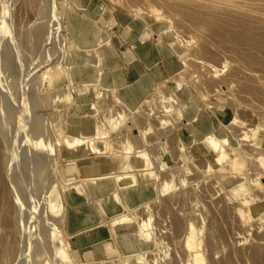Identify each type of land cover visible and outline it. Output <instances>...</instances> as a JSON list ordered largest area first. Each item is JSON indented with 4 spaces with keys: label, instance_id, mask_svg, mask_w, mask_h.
Masks as SVG:
<instances>
[{
    "label": "rangeland",
    "instance_id": "374dc122",
    "mask_svg": "<svg viewBox=\"0 0 264 264\" xmlns=\"http://www.w3.org/2000/svg\"><path fill=\"white\" fill-rule=\"evenodd\" d=\"M199 1L0 0V238L14 245L9 264H129L127 255L134 252L142 264H188L189 221L200 232L205 264H264V217L239 214L237 207H246L229 194L222 180L229 174L202 138L216 128L227 138L225 147L242 151L247 179L259 181L250 186L261 202L250 208L264 216V170L253 161L260 150L264 155V47L238 40L242 30L235 18L243 10L222 0ZM245 1V14L255 16L261 7L263 19L264 0H247L257 7ZM183 4L192 15L186 6L179 12ZM209 8L224 20L218 25L233 27L238 38L197 25ZM87 83L96 86L91 90ZM14 99L22 107L12 105ZM91 100L94 114L88 112ZM119 114L126 115L124 122ZM100 116L117 117L120 125L111 119L120 127L111 134L105 127L80 130L84 121L98 125ZM158 118L166 122L163 128ZM256 125L261 149L251 146L252 137L241 139ZM142 167L150 171L147 178ZM103 177L110 186H98ZM89 186L92 195L83 193ZM96 199L106 210L99 218ZM78 213L88 223L73 228L67 215ZM49 226L62 262L45 259L52 251L45 242ZM147 232L150 242L140 237Z\"/></svg>",
    "mask_w": 264,
    "mask_h": 264
},
{
    "label": "bare ground",
    "instance_id": "6f19581e",
    "mask_svg": "<svg viewBox=\"0 0 264 264\" xmlns=\"http://www.w3.org/2000/svg\"><path fill=\"white\" fill-rule=\"evenodd\" d=\"M161 1V0H160ZM168 1V0H167ZM177 1H179V0H177ZM198 1L199 0H197V3H198ZM202 1V0H201ZM216 1H219V0H209V2L212 4L213 2H216ZM229 2H225V0H222V2H224V5L225 6H232L231 8H234L235 7V9L236 8H238V11H240V10H243V12H244V14H240L239 12H238V16H236V21H237V24H238V26H239V28H241L240 30H242L241 31V33H240V37L238 38L237 36H238V34L236 35V33H234V29H233V27H228L227 25V28L226 27H222V26H219L218 25V21H219V18H221V17H218V15H217V13L215 12V10L217 11V7H218V5H220V4H223V3H220V2H218V3H220V4H218L217 6H215V7H213V9L214 8H216L215 10H211L212 9V7H211V9H210V11L209 10H207L206 12H205V14H202V15H198V17H197V19H196V23H198L197 25L198 26H201V27H203L202 28V30H204L205 29V32H206V30L207 31H209L210 33H212V34H214V35H216V36H220V37H226V38H232V41H233V39H235L234 38V36L233 35H235L237 38H238V40L240 41V43L242 42V43H244V45H245V43H247L248 42V40H251V39H253L254 40V44H253V47H257V49H259L258 47H260V48H263L264 47V17H263V19H261L260 18V14H258L257 12L261 9V7H257V6H255V5H253L252 6V4L255 2H258V0L257 1H254L253 2V0L252 1H249V3H252V4H249L248 3V1L246 0L245 1V4L246 3H248V6L249 5H251L252 7H257L258 8V10H257V12H256V10H253V11H255L256 13H257V15H256V13H255V16H253L252 14L253 13H251V12H253V11H251L250 13H251V15L250 14H248L249 13V11H248V13L247 14H245V11H244V9H246V11L247 10H249V8L247 9V7L246 8H242V5L244 4L243 3V1L242 0H239V3L242 1V5L241 4H239V3H237V4H235V3H233L231 0H228ZM263 1V0H262ZM162 2H163V0H162ZM169 2H171V1H169ZM168 2V3H169ZM186 1H184V3H185ZM189 2V1H188ZM195 2V1H194ZM205 2H206V0H205ZM161 3V2H160ZM164 3H166V2H164ZM167 3V4H168ZM176 3V2H175ZM182 3H183V1H182ZM199 3L201 4V2L199 1ZM202 3H204L203 1H202ZM254 3V4H255ZM259 3V2H258ZM263 3V2H262ZM261 3V4H262ZM170 4V3H169ZM185 4H187V3H185ZM206 4H208L207 2H206ZM205 4V8H207L208 6ZM211 4H209V5H211ZM216 4V3H215ZM1 5V4H0ZM184 5V4H183ZM213 5V4H212ZM211 5V6H212ZM177 6H179V5H177ZM186 5H184V9H182L181 10V8L182 7H179V9L181 10H179V12H183V11H186L185 10V8L187 9V11L188 10H190V8H189V5L188 6H186ZM202 6V5H201ZM204 6V5H203ZM224 6V7H225ZM244 6H247V4L246 5H244ZM220 7H222V8H224L223 6H221L220 5ZM164 8V7H163ZM173 8V7H172ZM231 8H230V10H231ZM242 8V9H241ZM260 8V9H259ZM175 9H178V8H176V6H175ZM200 9L202 10V8L200 7ZM203 9H204V7H203ZM225 9V8H224ZM264 9V8H263ZM168 10V9H167ZM226 11L228 10V9H225ZM224 10V11H225ZM229 10V11H230ZM203 11L204 10H202L201 12L203 13ZM209 11V12H208ZM233 11V10H232ZM172 12V11H171ZM178 12V13H179ZM228 12V11H227ZM231 12V11H230ZM234 12H235V10H234ZM191 13V14H190ZM190 13H187V15L189 14V15H192L193 14V12H191V10H190ZM196 13V15H197V12H195ZM194 13V14H195ZM236 13V12H235ZM259 13H261V12H259ZM262 13H263V11H262ZM261 13V14H262ZM182 14V13H181ZM184 14V13H183ZM228 14H230V13H228ZM177 15V14H176ZM226 15V14H225ZM183 16V15H182ZM220 16H223V15H220ZM230 16H231V14H230ZM230 16H228V15H226V17H230ZM233 16V15H232ZM263 16V15H262ZM193 17V16H192ZM234 17V16H233ZM232 17V18H233ZM189 19V18H188ZM193 20V19H192ZM195 20V19H194ZM193 20V21H194ZM218 20V21H217ZM220 21H222L223 23H224V20H222V18H221V20ZM228 21V20H227ZM48 22V21H47ZM231 23H234V22H232V21H230ZM45 23V22H44ZM43 23V24H44ZM192 23V22H191ZM236 23V22H235ZM49 24V23H48ZM52 24V23H51ZM225 24H230V23H225ZM45 25V24H44ZM50 25V24H49ZM49 25H47L48 27H49ZM230 25H232V24H230ZM43 26V25H42ZM225 26V25H224ZM233 26H234V24H233ZM41 27V26H40ZM50 27H52L51 25H50ZM196 27V26H195ZM42 29H43V27H41ZM54 29H55V27H53ZM238 28V29H239ZM44 29H45V26H44ZM43 29V30H44ZM42 30V32H45V30L43 31ZM49 30V29H48ZM231 30H233V32H231ZM37 31V30H36ZM238 31V30H237ZM46 32H47V30H46ZM45 32V33H46ZM49 32V31H48ZM51 32H52V30H51ZM236 32V31H235ZM239 32V31H238ZM36 33V32H35ZM54 33V32H53ZM97 34L99 33V32H96ZM39 34V30H38V32H37V35ZM48 34H50V32L48 33ZM51 35V34H50ZM53 35V34H52ZM38 36H40V35H38ZM54 36V35H53ZM100 36H101V34H100ZM51 38H52V36H51ZM237 38H236V40H237ZM27 40H28V38H27ZM237 40V41H238ZM225 41H227V40H225ZM230 41H231V39H230ZM28 42V41H27ZM37 42V41H36ZM228 42H229V40H228ZM236 41H234V43H235ZM33 43H35V42H33ZM172 44V47H174L175 46V43H171ZM218 44V43H217ZM237 44H239V42H237ZM248 44H250V42L248 43ZM34 45V44H33ZM174 45V46H173ZM219 46H220V44H218ZM228 45V44H227ZM243 45V44H242ZM243 45V46H244ZM247 45V44H246ZM26 46H29V43H28V45H26ZM240 45H238V47H239ZM232 46H230V48H231ZM247 46H244V48H246ZM227 48V47H226ZM240 48V47H239ZM248 48H249V45H248ZM232 49V48H231ZM235 48H233L232 50H234ZM250 49V48H249ZM240 50V49H239ZM242 50H243V48H242ZM251 51V50H250ZM243 51H241V53H242ZM261 53V52H260ZM242 55V54H241ZM246 55V54H245ZM245 55H244V57H245ZM183 56V55H182ZM181 56V61H183L184 62V60L182 59L183 57ZM204 56V55H203ZM208 56V55H207ZM204 58H205V56H204ZM211 58V57H210ZM253 58V57H252ZM252 58H249V62H251V63H253V61L255 60V59H252ZM247 60V59H246ZM187 62V61H186ZM114 85L116 86L117 84L114 82ZM86 88H91V90H93L94 88H95V86H96V84H93V83H87L86 85ZM115 91L116 90H118L117 88H115L114 89ZM17 92V91H16ZM24 93H27V92H25V91H23ZM22 93V92H21ZM20 93V94H21ZM16 94V93H15ZM23 94V93H22ZM15 96V95H14ZM17 96H19V95H17ZM23 96H26V94L24 95L23 94ZM22 96V97H23ZM29 96V95H28ZM27 96V97H28ZM16 97V96H15ZM30 97V96H29ZM18 98V97H17ZM24 99V98H23ZM30 99V98H29ZM12 100V99H11ZM10 100V101H11ZM15 100L16 99H14V101H12L11 103H12V105H14V106H18V105H16V102H15ZM21 100V99H20ZM28 101V100H27ZM13 102H15V103H13ZM18 102V101H17ZM24 102V101H23ZM26 102V101H25ZM10 103V104H11ZM10 104H9V106H10ZM24 104V103H23ZM22 104V105H23ZM21 105V104H20ZM19 105V106H20ZM22 105L20 106V107H22ZM35 105V104H34ZM13 106V108H15ZM18 106V107H19ZM36 106V105H35ZM34 106V107H35ZM27 107V106H26ZM17 108V107H16ZM10 109H12V107L10 108ZM18 110H19V108H18ZM28 110V109H27ZM11 111H13V109L11 110ZM16 112H17V110H15ZM29 111V110H28ZM28 111H26V112H28ZM96 111V104H95V102H93L92 100L90 101V103H89V105H88V112L89 113H92V114H94V112ZM125 111V110H124ZM123 111V112H124ZM135 111H137V113H138V109L137 110H135ZM14 112V111H13ZM120 111H118V113H119ZM12 113V112H11ZM23 113V112H22ZM117 113V114H118ZM127 113V112H126ZM24 114V113H23ZM125 114V113H124ZM21 115V112H19V116ZM120 115V114H119ZM25 116V115H24ZM26 116H27V114H26ZM25 116V117H26ZM115 116H116V114H115ZM126 116V115H125ZM125 116H123V115H120L119 116V120L120 121H122L123 120V118L125 117ZM14 117V116H13ZM12 117V118H13ZM21 117V116H20ZM101 117V119L97 122V124L98 125H94L93 127H90L87 123V121H84V122H82V123H80V130H84V131H86V130H91L92 128L95 130L96 128H99V127H105L107 130L106 131H108V133L110 132V134H111V132L112 131H114V130H116V127H120V126H117V123H118V125H120L121 124V122H120V124H119V120L117 119V117H116V119H114V116H111V118H113L114 120H116V122L117 123H114V120L113 119H111L110 118V116H108V118H106V117H102V116H100ZM196 117V116H195ZM22 118V117H21ZM18 119H20V118H18ZM22 119H24V118H22ZM196 118H194V120H195ZM28 120V119H27ZM234 120V119H233ZM39 121V120H38ZM125 120H123V122H124ZM20 122H23L22 120L20 121ZM30 122V121H29ZM32 122H33V120H32ZM123 122H122V124H123ZM193 122V121H192ZM25 123V122H24ZM28 123V122H27ZM158 123L159 124H161V127L163 128L164 127V125H166V122L164 121V120H161L160 118H158ZM245 123L242 121L239 125H244ZM27 125V124H26ZM37 126H38V123H37ZM79 126V125H78ZM26 128V127H25ZM37 128V127H36ZM154 128L150 125V128H149V132H154ZM38 131V130H37ZM36 131V132H37ZM260 131H261V129L256 125L255 127H253L252 129H251V135H247V134H245V135H243V137L241 138L242 140L243 139H248L249 137H252L253 139H252V145L251 146H254V147H260L261 145H262V139L261 138H259V135H260ZM35 132V133H36ZM115 132V131H114ZM29 133V132H28ZM30 136V135H29ZM29 136H28V138H29ZM35 136V135H34ZM71 137V140L72 139H74L72 142H74L75 140L78 142H80L81 140H79V139H77V138H74V137H72V136H70L69 135V138ZM202 138H203V141L205 142V144H206V146H207V148L209 149V151L211 152V154H212V156H213V161L215 162V163H217L218 165H220L219 167H220V169H222V171H224L225 173L226 172H228V174H229V176H227V177H224L225 179H222L223 180V183H224V186L228 189V192H229V194L232 196V197H234V198H240V202H241V204L242 205H244V207H246V209L244 208V209H242L241 207H237V211L239 212V214L242 216V217H244L245 219H259L260 221L261 220H263V217L264 216H260V215H257L258 214V212H254V211H252L251 210V208H250V205H252V204H255V203H257V202H261L260 201V198H258L255 194H251V191H252V188H251V186L250 185H253V183L255 182V180H253V182H252V178H250V179H247V174L244 172V169H243V160H242V158H241V154L242 153H240V152H242V151H240L239 149H236V147H234V146H231V147H225V142L227 141V138H226V136H225V134L223 133V134H220V132L215 128V129H213V130H210L209 132H207L206 134H204L203 136H202ZM66 139H68L67 137L65 138V140ZM64 140V141H65ZM70 139H68V141H69ZM70 140V141H71ZM67 141V140H66ZM230 141V140H229ZM260 149H261V147H260ZM259 148H258V150H260ZM256 150H257V148H256ZM264 150V149H263ZM261 151V150H260ZM258 152L256 155H254V158L253 159H255V160H253V161H256L257 162V164L259 163V166L261 165V167H262V169L264 170V155L262 154L263 153V151L262 152ZM260 153V154H259ZM248 154V153H247ZM246 155V154H245ZM176 158V157H175ZM244 158V157H243ZM247 159H248V157H246ZM2 159V158H1ZM0 159V160H1ZM252 159V158H251ZM4 160V159H3ZM1 163H3V161H1ZM43 164V163H42ZM214 166V165H213ZM146 167V166H145ZM145 167H142L143 169H145ZM141 168V170H139L140 172V175H141V177L142 178H147L149 175H150V171L149 170H143ZM148 168V167H147ZM212 167H211V164H210V162L209 163H207V167L205 168V171H208V170H210ZM149 169V168H148ZM182 171L186 174V170H185V168H182ZM261 173V172H260ZM258 174V173H257ZM132 176H134V175H132V174H127V175H125L124 177H125V179L128 177V179L129 180H131V181H133V178H132ZM257 177H260V174H258L257 175ZM255 178V177H254ZM260 179V178H259ZM181 181V183L182 184H184V183H186L187 182V176H185V178H182V180H180ZM257 182V181H256ZM255 182V183H256ZM259 182V181H258ZM257 182V183H258ZM96 183L98 184V186L99 185H101V187L102 188H106L107 186H110L111 184V182H109V178L107 179V178H99L97 181H96ZM130 187V186H129ZM132 188H128V189H131V190H133V191H135V187L134 186H131ZM126 188V189H127ZM76 191H75V193H82L77 187H75L74 188ZM226 189V190H227ZM55 191V190H54ZM93 191H94V189L91 187V186H89V187H87L85 190H84V192L83 193H86V195H92V193H93ZM55 193V192H54ZM52 196H54V195H52ZM83 196H85V194H83ZM85 198V197H84ZM242 200V201H241ZM96 201H97V203H98V205H99V212H96V213H94V217L95 218H99L100 217V214L101 215H104L105 213H106V210H105V208H103L101 205H100V202H99V199H96ZM263 206V205H262ZM262 206H261V210L264 208H262ZM77 206H74V208L72 207V209H75ZM84 207L85 208H87V209H89V204H85L84 205ZM78 208H83L82 206H78L76 209L78 210ZM71 210V209H70ZM109 210L112 212V213H115L116 212V208L113 206V207H111V208H109ZM67 218H68V220L71 222V226L73 227V228H78V227H83V225H85V224H87L88 222H87V220H88V218L86 219V218H81L80 217V215H79V213L77 214V215H75V214H73V215H67ZM49 227H51V226H49ZM84 227H86V226H84ZM52 228V227H51ZM49 229L48 231H47V237H48V239H47V241H45V242H49L51 245H52V251H51V253H50V255L48 256L49 258H45V255H44V258L45 259H49L48 261L50 262V261H56V259L58 260L59 258L61 259V257H63V258H65V256H61L62 255V253H57L56 252V250L54 249V245H53V242H54V240L56 239V232L53 230V228L52 229ZM186 229H187V231H186V236H185V238H184V246H185V249L187 250V252H188V258H187V261H188V264H205V257H204V255H203V252H201L200 250V248H199V241H198V239H197V237H198V235H199V231H198V228H196V226H195V224H194V222L193 221H189L188 223H187V227H186ZM201 231V230H200ZM199 232V233H198ZM209 233V232H208ZM151 233L150 232H147V233H145V234H141V238H144L146 241H148V242H150L151 241ZM211 235H212V233H211ZM209 236V235H208ZM212 237V236H211ZM200 239V238H199ZM210 240V239H209ZM211 241H213V240H211ZM44 242V241H43ZM209 242V241H208ZM102 243V242H101ZM45 245V244H44ZM51 245L48 247V248H50L51 247ZM212 245V244H211ZM40 246V245H39ZM129 247V246H128ZM259 248L260 247H258L257 248V250H259ZM0 249H1V251H2V254L0 255V264H9V256H10V254L12 253V251H14L15 249H14V245H12V244H7L6 242H3V240L0 238ZM124 249H127V247H124ZM256 250V251H257ZM47 251V250H46ZM49 251H50V249H49ZM49 251L47 252V253H49ZM260 251H262L261 249H260ZM260 251H259V253H260ZM186 253V252H185ZM262 253H264L263 251H262ZM66 255V254H65ZM124 255V254H123ZM67 256H68V254H67ZM128 257H129V259H128V257H127V262L126 263H129V264H131V262L130 261H132V263L133 264H142V262L144 261V260H141L142 258L139 256V254H138V252H134V253H131V254H129V255H127ZM37 257V256H36ZM38 258V257H37ZM43 258V257H42ZM62 258V259H63ZM69 258V257H68ZM68 258H66L63 262L65 263V261L68 259ZM33 259V258H32ZM52 259V260H51ZM62 259H61V262H62ZM31 260H29L28 261V264H29V262H30ZM33 261V260H32ZM48 261H46V262H48ZM71 261V260H70ZM58 262H60V261H57L56 262V264L58 263ZM66 262H68V261H66ZM106 262H108V261H99V262H96V263H100V264H106ZM122 263V262H121ZM31 264V263H30ZM36 264H38V263H36ZM46 264V263H45ZM60 264H62V263H60ZM66 264H68V263H66ZM70 264H71V262H70ZM72 264H73V262H72ZM75 264V263H74ZM146 264V263H145Z\"/></svg>",
    "mask_w": 264,
    "mask_h": 264
},
{
    "label": "crops",
    "instance_id": "0c3cea01",
    "mask_svg": "<svg viewBox=\"0 0 264 264\" xmlns=\"http://www.w3.org/2000/svg\"><path fill=\"white\" fill-rule=\"evenodd\" d=\"M93 237H94L93 241L95 242L96 237L94 236V233H93Z\"/></svg>",
    "mask_w": 264,
    "mask_h": 264
}]
</instances>
